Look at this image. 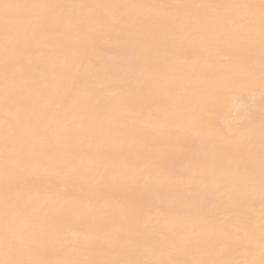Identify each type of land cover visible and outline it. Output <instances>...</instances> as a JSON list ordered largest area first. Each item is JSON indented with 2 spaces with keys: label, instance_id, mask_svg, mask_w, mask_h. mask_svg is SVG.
I'll list each match as a JSON object with an SVG mask.
<instances>
[{
  "label": "bare ground",
  "instance_id": "bare-ground-1",
  "mask_svg": "<svg viewBox=\"0 0 264 264\" xmlns=\"http://www.w3.org/2000/svg\"><path fill=\"white\" fill-rule=\"evenodd\" d=\"M0 264H264V0H0Z\"/></svg>",
  "mask_w": 264,
  "mask_h": 264
}]
</instances>
